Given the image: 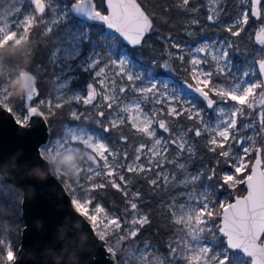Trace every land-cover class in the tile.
<instances>
[{"label":"snow or ice","instance_id":"snow-or-ice-1","mask_svg":"<svg viewBox=\"0 0 264 264\" xmlns=\"http://www.w3.org/2000/svg\"><path fill=\"white\" fill-rule=\"evenodd\" d=\"M242 2L249 8L238 12L224 28L233 38L241 36L250 16L264 17L262 0ZM189 3L190 0H181L177 6L189 10ZM32 5L33 10L18 21V27L0 20V43L11 42L20 33L31 36L40 25L45 26L41 31L51 32L44 14L55 12L56 8L46 0H32ZM70 6L76 12H86L89 20L113 30L112 39L118 34L132 46H141L146 34L153 30V20L138 0H106L107 14L94 0H74ZM206 19L217 21L219 11L210 10ZM197 23L196 19L188 21L189 25ZM187 35L195 33L189 31ZM74 39L75 36L69 34L62 38V43L70 44ZM255 41L260 45L261 54L243 66H234L232 62L231 52L237 48L232 39L203 43L194 49H186L179 42L170 45L181 52L174 59L184 62L185 54L188 57L184 81L174 89H169L157 75L134 71L135 63L126 53L115 59L95 53L89 64V69L95 73V86L90 83L86 95L65 96L62 102L55 98L58 102H53L52 98L41 97L38 81L33 79L31 90L17 98L18 107L10 106L12 97H8V101L0 104V109L12 114L18 125L27 126L34 117L43 119L45 112L54 114L53 110L73 103L96 107L94 101L99 97L109 110L107 114L104 111L97 114L108 119L109 127L104 131L120 129L117 138L121 145L130 139L140 141L138 146H133L130 156L128 150L121 154L114 144L84 128L75 127L81 129L76 133L65 126L72 131L70 142L88 149L95 178L104 177L108 185L128 198L123 216H114L92 196L93 191L105 187L104 183H91L90 177V187L84 191L83 198L76 194L82 185L63 183L64 188L70 190L75 211L90 222L95 235L107 244L110 255H123L122 248L114 244L123 245L129 238H136L140 229L150 222L149 214L142 213L135 202L140 192H130L135 180L142 178L154 186L155 191L161 183L165 191L169 187L190 189L170 196L161 205L170 217L169 223L177 226V230L167 242L168 257L157 251L158 264H264V23L255 32ZM102 62L104 66H100ZM161 67L172 71L167 61ZM117 80L121 84L119 87ZM206 111L213 113L214 118L207 119ZM69 116L73 121L83 118L76 108L69 109ZM177 117L189 121L192 126L176 130L178 121L174 118ZM125 129L131 135H125ZM245 130H251L252 134L244 135ZM188 133L203 138V146L213 154L217 166L230 165V171L219 176L218 184L212 183L217 179L215 168L195 173L188 171L191 158L197 153ZM50 143L51 140L38 148L41 158ZM170 145L176 149L171 158L168 155ZM184 154L188 156L186 161L181 159ZM166 166L176 171L169 172ZM176 173H181L183 178L177 180ZM205 173L209 183L200 187ZM55 175L60 179L65 173L58 168ZM238 185L246 186V195L234 198L228 195L223 201L214 198L217 187L235 191ZM129 215L131 220L127 219ZM150 247L145 244L143 251L148 253ZM0 251L4 253L5 264H14L16 253L9 240L0 238ZM145 259L147 264H157L152 253L147 258L142 256L139 264H145ZM117 264H124L123 259Z\"/></svg>","mask_w":264,"mask_h":264},{"label":"rangeland","instance_id":"rangeland-1","mask_svg":"<svg viewBox=\"0 0 264 264\" xmlns=\"http://www.w3.org/2000/svg\"><path fill=\"white\" fill-rule=\"evenodd\" d=\"M46 2H50L52 7L56 8L55 12L46 11V13L44 14V18L46 20V26L51 27L52 29L51 32L45 33L41 31V29L45 27L44 25H40L38 27L42 35L45 36L44 38L46 40V43L49 44V46L51 47L45 64V68L46 69L48 68L47 69L48 72L53 73L51 80L52 91L48 93V95L45 97L46 99L52 98L53 102H58V101L62 102L65 96L86 95L87 84L93 83L95 86V73L94 71H91L89 69V64L91 63V59L95 53H99L102 57H107L111 55L113 59H115L116 56L120 55L121 53H126L127 56L131 59V61L135 63V68L133 69L134 71H137L142 75L145 72H147L148 75H157L158 79L160 81H164L168 85L169 89H174L178 85H181L183 83L184 77L186 75V73H184L185 72L184 68L188 66L187 65L188 57L186 54H185L186 58L184 62L178 60V63L182 64L181 67L179 68V71H181L182 74H185L183 80H179L178 78L172 76L160 75L154 72L153 68L150 65L132 56L130 52L127 50L125 44L126 41L119 38L118 36L116 39H112L111 37L114 34L108 32L104 26L90 24L84 19L75 16L70 9V5L72 2H74V0H71V2L69 0H46ZM94 2L97 3L98 8L100 10L104 12L106 11L105 6L103 5L104 2L103 4H101V0H94ZM262 2H264V0H262ZM238 4H239V8L237 9V13L247 10L249 8V5L243 3L242 0H239ZM32 10H33V6L29 0H0V20L4 21L6 24L11 23V25L14 27H18V21L23 19L26 15H29ZM232 20L233 19L225 22V25L227 26ZM259 20L261 21L256 28H253V26L250 25L247 27V29L244 32H242V39L244 40L243 42L244 48L242 49L241 57L236 59V57L233 56L237 48L231 52V59L234 66H243L246 63V61H251L253 59L259 58L261 54L260 45H258L255 41V32L258 31L259 26L262 23H264V17L259 18ZM186 26L187 27L185 29V36L188 38L182 39L179 37H172L171 39L172 44L179 42L186 49H194L195 47L203 43H209L213 41L219 42V41L231 39L230 36L228 35L223 36L220 34V32H214V35L211 37L208 35V32L205 30H200L199 33H195L189 27L190 25L188 26L186 24ZM189 31L194 32L195 35L188 36L187 32ZM69 34L74 35L75 39L72 40L70 44L62 43V38L67 37ZM26 38L27 35L20 33L17 35L15 39L11 40V42L0 43V48L8 44L12 45L13 42L15 45H19ZM180 54H181L180 50L174 48L173 55L175 57H178ZM121 58L124 57L121 56ZM100 66H104V63L102 62ZM77 70L84 71L87 77V81L80 86L74 83ZM234 71H235V67H234ZM0 72L1 75L4 76V79L0 80V101L2 102V104H4L5 101H8V97L10 96V94L13 93L12 90L9 88V85L12 83L14 78L11 76L8 70L4 68V63L1 61V58H0ZM25 73L26 72H21L20 76H23V74ZM108 75L109 76L112 75L111 71L108 72ZM34 78L35 80L37 79L35 74H34ZM116 83H117V87L121 86L120 81L117 80ZM60 85H63V88H60ZM58 90L60 92H57ZM97 90L99 91V88ZM127 95H130V93H128ZM185 99H187V97H185ZM125 103H127V101H125ZM94 104L96 105V107H93L92 105H83L82 103L81 104L73 103L69 105V109L76 108L80 113H84L85 109L87 107H90V110H88L89 116H85L84 118L87 120L90 119L91 117H94L95 125H87L82 123L81 124L65 123L62 136H50L47 143L49 142V140H51V143L49 144V147L44 150V157L51 156L54 158L55 157L64 158V161L61 164H58L54 169H51V171L55 174L56 170L59 168L62 173H65V175H62L60 177V181L62 183L66 182V183H71L73 185L76 184L82 185L81 189H77L76 191V194L81 198H83L85 195L84 191L88 187H90L89 184L90 177L92 178L91 183H104L107 180L104 177L95 178L94 174L91 172V165L89 164L88 149L78 143L70 142L72 138V131L79 133V131L81 130L80 128H84L92 132L94 135L99 136L103 141L109 144H114L115 147L120 149L121 154H123L124 150H128L130 156L133 151V146H138L140 142L139 140L130 139L127 144L121 145V142L118 140V138L116 140L109 141L108 135L104 131L106 127H109L108 119L100 118L97 115L100 111H104L107 114L109 110L106 107V102H104L101 98L98 97V100L94 101ZM9 105L13 106L14 108L19 106V105L14 106L13 103L10 101H9ZM122 106L123 105H121V107ZM199 107H203V105H199ZM205 117L207 119H213L214 114L206 111ZM174 120L178 121L176 125V130H180V129L187 130L183 128L182 122L180 121L179 117L174 118ZM66 125L71 127L72 131H68L67 129H65ZM75 127H80V128H75ZM124 134L131 135V133L127 129L124 130ZM243 134L251 135L252 133L251 130H245ZM189 139L194 144L190 136ZM175 150L176 149L174 145L169 146L168 155L170 158L174 154ZM237 151H239V149H237ZM181 159L184 161L188 160L187 154H184V156ZM208 168H215L217 172V179L212 182L213 184L219 183V176L223 172L230 171V165L217 166L215 164V160L213 165L199 166L198 164H195L194 166L192 158L188 167V171L195 173L200 170H204ZM166 170L169 172L176 171L175 169L168 166H166ZM176 174H177V180L183 178V175L181 173H176ZM206 174L207 173H205V178H202L200 187H203L205 184L209 183L206 180ZM117 183H120L118 179H117ZM160 188L164 192V200L162 201L161 205L164 204L169 199L170 196H174L179 194L180 192L190 190V189H185L184 187H169L167 191H165L162 183L160 185ZM243 189H245L244 185H238L235 191H231L227 189L222 190L219 187H217L213 195L216 200L223 201L224 199L228 198V195L234 198V196L236 195L243 194L245 191L241 194H237L238 191H241ZM67 191L71 196L70 190L67 189ZM130 192H136V191H134L131 188ZM92 196L95 198L96 202H99L97 201L94 195V191L92 192ZM138 199L135 202L139 203ZM231 201L232 200H230L229 202ZM99 203L101 204V202ZM161 205L160 208L163 210L164 213L167 214V212L163 207H161ZM105 209L109 213L116 216L113 213V211L108 210L107 208ZM139 210L141 211L140 208ZM141 212L146 214L143 211ZM131 218L132 217L130 216L129 220H131ZM176 230H177V226L175 228V231ZM145 244L147 243L141 245L134 244L133 246L124 249L123 255H120V258L115 262V264H117V262L122 259L124 261V264H139L141 257L143 256L147 258L149 253L153 254V259H156L158 264V257L156 256L157 251H155L151 246L148 249V253H145L143 251ZM158 253L159 255L165 257L161 252L158 251ZM145 264H147V259H145ZM177 264H179V262H177Z\"/></svg>","mask_w":264,"mask_h":264},{"label":"trees","instance_id":"trees-1","mask_svg":"<svg viewBox=\"0 0 264 264\" xmlns=\"http://www.w3.org/2000/svg\"><path fill=\"white\" fill-rule=\"evenodd\" d=\"M69 1L71 2V0ZM238 1L239 0H222V2L217 3L215 0H190L188 6L189 10H185L177 6L181 0H138L146 13L150 14L153 20V30L146 34L141 46H132L125 42L127 50L136 59H140V61L150 65L154 72L163 76H172L179 80H183L185 74L179 71L182 64L178 63V59L173 58L175 57L173 55L174 48L170 47V45H172V37H179L182 39L188 38L185 36L186 24L189 26L188 21L192 19L198 20L197 24L189 26L195 33H199L200 30H205L210 37L214 35V32H220L223 36H230V34L224 30L226 27L225 22L235 18L237 9L239 8ZM103 2L104 1L101 0V4H103ZM191 9H196V11H192ZM212 9H217L219 11V19L217 21H208L206 19ZM260 21L261 20L250 16L249 23L245 26L244 31L250 25L256 28ZM44 37L45 36L42 35L37 27L31 36L27 35L26 38L30 42V50L11 47L10 44L6 45L8 47L4 46L0 48V58L4 63V68L8 70L14 79L20 76L21 72H31L35 74L36 80L38 81V89L43 98L52 91L51 80L53 76V73L48 72V68H45L51 47L46 43ZM231 39L238 45L233 56H235L236 59L240 58L242 49L244 48L242 33L239 38L231 37ZM21 44L22 43L17 46ZM169 53H171V56H169ZM165 61L169 63L172 71H168L161 67ZM2 79H4V76H2L0 72V80ZM86 81L87 77L85 72L77 70L74 83L80 86ZM9 97H12L10 102H12L14 106L20 104V101L17 100L19 97H16L13 93H11ZM88 110H90V107H87L85 112L81 113L83 114V118L80 121H73L70 118L69 105L61 110H53L54 114L45 112L50 136H62L65 123L95 125L94 117L87 120L84 118L85 116H89ZM179 119L182 122L183 128L187 129L192 126L189 121L182 118ZM118 131L119 129L107 132L109 141L117 139ZM189 136L192 138L197 149L196 155L192 157L193 165H213L214 156L203 146V138H196L194 133H189ZM104 184L105 187L103 189L94 191L97 201L101 202L108 210L113 211L116 216H123L128 198L124 196L123 192L108 185L107 181L104 182ZM131 188L134 191L140 192L138 206L141 211L149 214L150 222L140 229L136 238H129L123 245L114 244V246L121 247L122 250H124L134 244L141 245L147 243L150 244L155 251L161 252L167 258V242L174 234L176 226L169 223L170 217L160 208L164 200V192L160 187L158 191H155L154 186H151L142 178H137ZM244 191L245 189L238 191L237 194H241ZM21 197V190L6 182L0 176V236L8 235V240L14 247L19 244L21 228L23 226ZM130 216L131 215L127 217L128 220ZM119 258L120 255H116V261ZM0 261H4V253L2 251H0Z\"/></svg>","mask_w":264,"mask_h":264},{"label":"water","instance_id":"water-1","mask_svg":"<svg viewBox=\"0 0 264 264\" xmlns=\"http://www.w3.org/2000/svg\"><path fill=\"white\" fill-rule=\"evenodd\" d=\"M70 9L88 23L102 25L89 20L86 12ZM49 137L46 116L20 126L12 114L0 109V176L22 193L23 226L14 264H115L116 256L107 252V244L95 235L90 222L75 211L69 192L49 169L44 155H38Z\"/></svg>","mask_w":264,"mask_h":264},{"label":"clouds","instance_id":"clouds-1","mask_svg":"<svg viewBox=\"0 0 264 264\" xmlns=\"http://www.w3.org/2000/svg\"><path fill=\"white\" fill-rule=\"evenodd\" d=\"M8 47V46H5ZM11 47H19L22 49L30 50V42L26 39L22 42L20 46L14 44ZM34 78V74L28 72L26 76H17L12 83L9 85V88L12 90L13 95L16 97L24 96L28 93L32 85V79ZM64 161L63 157H45V162L49 165V169H54L58 164H61ZM50 174V172L48 173Z\"/></svg>","mask_w":264,"mask_h":264},{"label":"flooded vegetation","instance_id":"flooded-vegetation-1","mask_svg":"<svg viewBox=\"0 0 264 264\" xmlns=\"http://www.w3.org/2000/svg\"><path fill=\"white\" fill-rule=\"evenodd\" d=\"M0 238L8 240L9 237H8V235H3V236H0ZM19 241H20V239H19ZM18 246H19V244L17 246H15V247L13 246L14 252H16ZM0 264H5V262L4 261H0Z\"/></svg>","mask_w":264,"mask_h":264}]
</instances>
